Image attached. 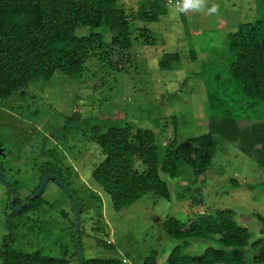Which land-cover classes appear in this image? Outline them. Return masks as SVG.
I'll return each instance as SVG.
<instances>
[{
	"label": "rangeland",
	"instance_id": "obj_1",
	"mask_svg": "<svg viewBox=\"0 0 264 264\" xmlns=\"http://www.w3.org/2000/svg\"><path fill=\"white\" fill-rule=\"evenodd\" d=\"M179 1V5L167 3L165 14L157 21H148L143 16L144 9L138 7L146 1L119 0L118 6L133 18L129 54L112 52L105 59L97 46L82 74L69 77L57 71L51 79L34 81L0 104V141L4 145L0 147V158L8 156L10 178H20L26 185L22 195L38 185L37 170L48 160V150L63 156L66 167L60 164L54 168L70 170L69 185L82 206L79 235L84 258L119 257L126 263L142 264L152 251H157L158 263L166 264L174 247L183 244L167 236L166 216L188 223L205 209H233L239 224L248 228L247 264H255L253 242L264 240V224L258 217H264V167L256 156L219 134H214L217 152L205 175H197L184 161L178 163L179 177L161 173L169 185L170 199L150 192L131 206L117 210L111 196L92 176L100 160L94 130L105 132L110 126L125 124L132 126V132L137 128L151 129L164 157L175 133L181 145L187 144L190 137L209 132L208 88L227 92L238 107L246 104L240 85L230 81V29L219 23L222 18L237 27L263 19L264 0H226L230 12L219 16L208 14L213 7L211 1L203 0L204 8L199 12L178 11L183 0ZM205 21L212 22L203 29ZM142 28L147 29L150 38L141 34ZM86 29L78 28L77 33ZM96 31L103 35V47L108 46L112 32L104 25L96 27ZM165 53L180 55L175 68L160 66ZM248 111L251 118L239 121L241 129L264 121V102ZM44 198L50 204L21 227L16 247L80 264L79 244L73 236L77 232L75 200L52 179L46 185ZM8 207L7 187L0 182V245L7 232ZM99 238L112 246L99 245ZM189 242L184 253L201 254L207 246L215 245L196 238Z\"/></svg>",
	"mask_w": 264,
	"mask_h": 264
},
{
	"label": "trees",
	"instance_id": "obj_2",
	"mask_svg": "<svg viewBox=\"0 0 264 264\" xmlns=\"http://www.w3.org/2000/svg\"><path fill=\"white\" fill-rule=\"evenodd\" d=\"M119 0H0V104L14 93L29 88L39 79H51L57 71L75 77L82 74L93 49L101 48L103 57L110 53L129 54L133 45V18L128 11L118 6ZM143 2V1H142ZM163 0H146L141 8L148 21H157L166 12ZM104 25L112 37L103 47V35L96 27ZM87 28L82 34L78 28ZM146 39L151 35L142 28ZM147 34H149L148 37ZM151 40H146V42ZM149 42V43H150ZM125 57V56H124ZM180 59L178 53H165L159 64L164 69L175 68ZM230 81H236L246 101L236 106L227 92L208 88L207 100L210 109L208 133L190 137L187 144L179 145L178 135L167 144L161 157L155 133L151 129L137 128L132 132L130 124L110 126L105 132L92 131L93 139L100 145V160L92 171L93 178L108 193L115 209L131 206L144 195L152 192L170 199L168 183L162 178L165 173L172 178L181 175L178 163L186 162L197 175H205L217 152L214 134L229 142H235L246 153L256 156L264 167V121L253 122L241 129L239 121L251 118L248 109L264 102V18L241 23L230 35L229 42ZM241 109L242 111H238ZM261 118V117H256ZM185 142V143H186ZM2 141H0V147ZM48 160L37 170L38 185L27 195L21 189L26 186L20 179H11L7 170L8 156L0 158V172L16 189V205L29 200L42 182L44 175L53 173L70 187V170L54 168L63 164L62 155L48 150ZM46 155V154H45ZM5 156V155H4ZM62 166V167H63ZM66 167V166H64ZM21 173V171H18ZM59 185L57 180H53ZM0 182L6 185L0 175ZM239 184V182H236ZM237 184V185H238ZM7 187V185H6ZM63 188V187H62ZM64 190V189H63ZM9 199L11 192L7 187ZM44 192L30 200L20 212L8 207L6 229L1 245L2 264H70L67 258L45 255L40 251L24 252L16 247L20 229L32 220L33 214L50 204ZM74 200H79L72 191ZM67 196L68 192H66ZM264 224V217L258 214ZM76 228V224L73 225ZM164 230L168 237L182 240L170 253L166 264H247L245 248L249 245L250 233L239 224L233 209H205L188 223L175 216L167 215ZM264 232V229H262ZM74 241L78 245L76 234ZM196 238L213 242L201 254L184 253L190 245L189 239ZM99 245L112 243L98 239ZM254 263L264 264V240L253 242ZM78 253V252H77ZM80 264H132L119 257H79ZM142 264H159L157 251H152Z\"/></svg>",
	"mask_w": 264,
	"mask_h": 264
},
{
	"label": "water",
	"instance_id": "obj_3",
	"mask_svg": "<svg viewBox=\"0 0 264 264\" xmlns=\"http://www.w3.org/2000/svg\"><path fill=\"white\" fill-rule=\"evenodd\" d=\"M0 175H1L4 183L7 185V187L9 188V190L11 192V197H10V200H9V208L15 210L16 212H20L22 210V208H24L29 203L30 200H33L34 198H36L39 195H41L43 193V191L45 190L47 183L51 179L57 180L59 185L61 187H63V189L66 192H68V195L73 197V194L69 190L68 186H66L64 184V182H62V180L58 178L57 175H55L53 173H49V174L44 175L39 189L35 193L30 195V197H29L30 199L29 200L24 201L20 205H16L15 202H16V198H17V195H18L17 192H16V189L11 185L9 180L5 177V175L2 172H0ZM75 205L77 207V232H78L77 233V241L79 243V251H80V254H81V258L83 259L84 256H83V253H82V247L80 246V235H79L80 224H81L82 206H81V203L78 200H75Z\"/></svg>",
	"mask_w": 264,
	"mask_h": 264
},
{
	"label": "crops",
	"instance_id": "obj_4",
	"mask_svg": "<svg viewBox=\"0 0 264 264\" xmlns=\"http://www.w3.org/2000/svg\"><path fill=\"white\" fill-rule=\"evenodd\" d=\"M136 2H138L137 0H135ZM209 2L211 1L210 4H212L213 6H217L218 7V11L216 12L219 16V14H225L227 13L228 11L230 12V9L227 8L225 5H226V0H208ZM165 3V2H163ZM167 4V3H166ZM142 4L140 3L138 5L139 9L141 8ZM141 10V9H140ZM212 21H205L203 22V25H202V28L205 29L207 28L208 26H210L209 24L211 23ZM221 25L225 24V26H228V29H230V32L229 34L231 35L233 32L237 31L238 27H239V24L237 27H235V23H230L229 21H224L222 18H221V21L220 23ZM198 27L200 28L201 30V25H198ZM246 121V120H245Z\"/></svg>",
	"mask_w": 264,
	"mask_h": 264
},
{
	"label": "clouds",
	"instance_id": "obj_5",
	"mask_svg": "<svg viewBox=\"0 0 264 264\" xmlns=\"http://www.w3.org/2000/svg\"><path fill=\"white\" fill-rule=\"evenodd\" d=\"M203 8H204L203 0H183L182 4L179 6L178 11L185 12L187 10H195L199 12L202 11ZM207 11L209 15L214 14L218 11V7L214 5L213 7L209 8Z\"/></svg>",
	"mask_w": 264,
	"mask_h": 264
},
{
	"label": "built area",
	"instance_id": "obj_6",
	"mask_svg": "<svg viewBox=\"0 0 264 264\" xmlns=\"http://www.w3.org/2000/svg\"><path fill=\"white\" fill-rule=\"evenodd\" d=\"M138 1H146V0H138ZM163 1H165L166 3H174L175 2L177 5L180 4L179 0H163Z\"/></svg>",
	"mask_w": 264,
	"mask_h": 264
},
{
	"label": "flooded vegetation",
	"instance_id": "obj_7",
	"mask_svg": "<svg viewBox=\"0 0 264 264\" xmlns=\"http://www.w3.org/2000/svg\"><path fill=\"white\" fill-rule=\"evenodd\" d=\"M10 200V199H9Z\"/></svg>",
	"mask_w": 264,
	"mask_h": 264
}]
</instances>
